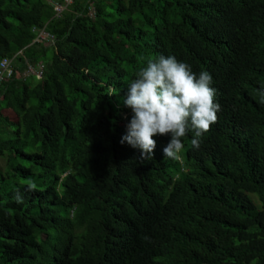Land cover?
<instances>
[{"label": "trees", "instance_id": "trees-1", "mask_svg": "<svg viewBox=\"0 0 264 264\" xmlns=\"http://www.w3.org/2000/svg\"><path fill=\"white\" fill-rule=\"evenodd\" d=\"M63 1L0 0V61L15 62L0 264H264V0H74L56 16ZM159 55L209 72L221 110L198 149L189 131L181 158H164L171 136L157 135L142 161L120 143L124 100Z\"/></svg>", "mask_w": 264, "mask_h": 264}, {"label": "clouds", "instance_id": "clouds-1", "mask_svg": "<svg viewBox=\"0 0 264 264\" xmlns=\"http://www.w3.org/2000/svg\"><path fill=\"white\" fill-rule=\"evenodd\" d=\"M212 84L209 72L197 74L191 65L173 55L147 58L146 67L130 81L124 104L132 115L120 143L127 142L139 149L142 161L150 160L156 148L153 137L170 134L171 139L163 149L164 158L179 160L183 138L193 131L191 143L198 149L200 137L218 121L217 113L221 110ZM260 102L264 103V91ZM14 200L23 203L19 189L15 190Z\"/></svg>", "mask_w": 264, "mask_h": 264}, {"label": "built area", "instance_id": "built-area-1", "mask_svg": "<svg viewBox=\"0 0 264 264\" xmlns=\"http://www.w3.org/2000/svg\"><path fill=\"white\" fill-rule=\"evenodd\" d=\"M74 0H64L62 3H53L54 11L56 16H60L65 9H67ZM37 34L34 42L37 43H45L47 41L53 42L54 37L46 30V28H34L33 29ZM14 59L3 58L0 61V98L2 96V92L4 91V85L6 79H11L15 73V65ZM26 69L24 70V76H35L37 79H42L45 71V64L38 63L37 65H33L29 63L27 60L25 62Z\"/></svg>", "mask_w": 264, "mask_h": 264}, {"label": "rangeland", "instance_id": "rangeland-1", "mask_svg": "<svg viewBox=\"0 0 264 264\" xmlns=\"http://www.w3.org/2000/svg\"><path fill=\"white\" fill-rule=\"evenodd\" d=\"M4 113L7 115H10V117L14 118V114L11 111H5Z\"/></svg>", "mask_w": 264, "mask_h": 264}]
</instances>
